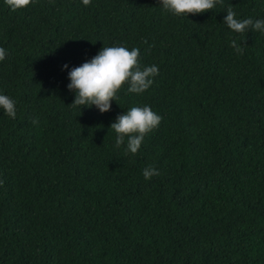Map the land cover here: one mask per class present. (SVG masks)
I'll use <instances>...</instances> for the list:
<instances>
[{
  "label": "trees",
  "instance_id": "1",
  "mask_svg": "<svg viewBox=\"0 0 264 264\" xmlns=\"http://www.w3.org/2000/svg\"><path fill=\"white\" fill-rule=\"evenodd\" d=\"M228 7L264 20V0L179 17L158 0H0L16 102L15 119L0 109V264H264V33L232 32ZM111 46L157 66L152 85L103 114L71 106L68 72ZM143 106L161 121L132 155L110 125Z\"/></svg>",
  "mask_w": 264,
  "mask_h": 264
},
{
  "label": "clouds",
  "instance_id": "2",
  "mask_svg": "<svg viewBox=\"0 0 264 264\" xmlns=\"http://www.w3.org/2000/svg\"><path fill=\"white\" fill-rule=\"evenodd\" d=\"M35 0H4L11 11L25 9ZM91 0H82L87 6ZM164 11L174 16L196 15L210 11L217 5H222L223 0H158ZM223 23L228 29L237 34H244L249 30L264 33V20L237 19L232 7H228ZM232 47L238 54L243 48L232 40ZM139 49L129 50L123 46L102 47L89 61L68 72L70 83L67 88L75 93L71 106L91 108L95 106L100 113H106L111 108V102L118 98V93L127 85V92L142 94L153 83V77L158 75L157 66H148L141 69L138 61ZM6 52L0 48V61L4 60ZM65 64L62 70L67 69ZM0 109L11 119L16 118V102L7 95H0ZM81 114V112H80ZM161 117L151 110L149 106L132 107L130 110L116 117L110 125L116 134L115 147L125 144V152L135 155L145 136L156 129ZM38 119H33V125L38 124ZM142 175L145 180L158 176L159 172L149 166L144 168Z\"/></svg>",
  "mask_w": 264,
  "mask_h": 264
}]
</instances>
